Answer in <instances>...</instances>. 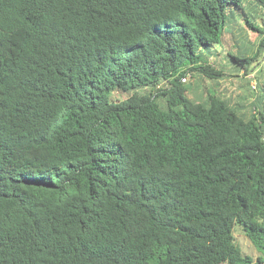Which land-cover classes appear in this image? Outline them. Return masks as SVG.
<instances>
[{
    "label": "trees",
    "instance_id": "trees-1",
    "mask_svg": "<svg viewBox=\"0 0 264 264\" xmlns=\"http://www.w3.org/2000/svg\"><path fill=\"white\" fill-rule=\"evenodd\" d=\"M229 8L264 35V0H0V264H264L262 95L205 82Z\"/></svg>",
    "mask_w": 264,
    "mask_h": 264
},
{
    "label": "rangeland",
    "instance_id": "rangeland-1",
    "mask_svg": "<svg viewBox=\"0 0 264 264\" xmlns=\"http://www.w3.org/2000/svg\"><path fill=\"white\" fill-rule=\"evenodd\" d=\"M231 11H232V15H230V18L226 23L225 32L221 39V44H220L221 46L220 45L217 46V52L220 53V56L216 59H212V61H214V63L216 64L219 63L224 67L226 65L227 67L225 68L228 69L229 67H231L229 69L231 70V72L228 71L226 72L234 75L238 73L239 68L231 62L230 57L228 56L229 53L238 55L240 57L254 55V53H256L257 51L258 39L262 35L248 26V24L246 23L245 16L242 14L241 11L237 10L236 8H229L228 12L230 13ZM246 11H248L247 13H249L248 17L250 19L249 18L248 19L250 21H254V15L252 11L251 10H246ZM258 23L260 22L256 21V24ZM234 43L236 45L232 46ZM260 63H264V57H260ZM262 66H263L262 68L264 69V64ZM228 69H224V70H228ZM252 72L249 74V78L252 79V81L258 83L256 92L260 88V92L262 95V98L260 99V101L262 102L261 106L264 107V88L260 87L261 82L264 84V72L262 70L256 71L255 69L252 70ZM253 74L254 76H252ZM232 78L235 80L234 84L237 88L238 93L241 95V99L237 104L240 103V105H243V107H239V110H241L243 113L249 114L250 105L248 104V100H245L244 97L250 93V90L248 86L245 85V83L242 81V79L237 77H232ZM197 85L198 82L196 81L190 84L189 88L190 90H192L191 94L193 93L194 88ZM118 98L124 99L125 96H119ZM234 237L237 245L241 248L245 256L251 257L254 262H256L258 258H261V260L264 261V252L258 251L255 248V246L247 237L246 233L244 232L241 226L235 227Z\"/></svg>",
    "mask_w": 264,
    "mask_h": 264
},
{
    "label": "crops",
    "instance_id": "crops-1",
    "mask_svg": "<svg viewBox=\"0 0 264 264\" xmlns=\"http://www.w3.org/2000/svg\"><path fill=\"white\" fill-rule=\"evenodd\" d=\"M246 10H251L252 13H253V15L256 16V17H258L257 9L254 8L253 1H248L247 5H246ZM256 21H259L261 24L260 23L256 24ZM256 21L254 23L256 25H258V27H263L264 28L261 20L258 19ZM263 37L264 36H261L258 39L257 49L260 46V44H261V42L263 40ZM235 45L236 44L234 43L232 46H235ZM217 46H219V45H217ZM217 46H216V49H217ZM219 56H220V53H219ZM219 56H216L214 58L211 57L210 58V60H211L210 63L213 64V65H216V67L218 69H228V68H225V67H227L226 65L224 67L221 64H219V63L216 64V63H214V61H212V59H216ZM230 68L231 67H229V69ZM229 69L228 70H225V72L226 71L231 72V70H229ZM257 71H259V69H257ZM226 74H227V76L224 77L223 79L219 80V81H212V80H208L207 79L205 82H206V85L209 87V89H211V91L216 92L218 95H224L225 98L228 101H230L232 104L236 105L240 101L241 95L237 91V88H236V86L234 84L235 80L232 78V74H229L227 72H226ZM234 75H239L238 78L242 79V81L245 83V85H247V82H250L249 86H251L252 79L249 78V75L247 77H245V79H243L244 78L243 77V72H240V73H237V74H234ZM189 81H190V79H189ZM201 90H202V86L200 84H198L196 86V88L194 89V92L199 91L198 94H200V96H201L202 93H203V91H201ZM257 94H261L260 88H259V91L257 92ZM252 101L253 100L248 101V104H250ZM239 105H240V103H239Z\"/></svg>",
    "mask_w": 264,
    "mask_h": 264
},
{
    "label": "built area",
    "instance_id": "built-area-1",
    "mask_svg": "<svg viewBox=\"0 0 264 264\" xmlns=\"http://www.w3.org/2000/svg\"><path fill=\"white\" fill-rule=\"evenodd\" d=\"M264 36V35H263ZM254 76V75H252ZM183 83H187L189 81V77H186V78H183ZM251 86L254 88V89H257V83L255 81H252L251 82Z\"/></svg>",
    "mask_w": 264,
    "mask_h": 264
}]
</instances>
